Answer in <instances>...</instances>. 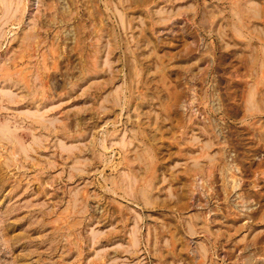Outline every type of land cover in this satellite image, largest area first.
<instances>
[{
    "label": "rangeland",
    "instance_id": "1",
    "mask_svg": "<svg viewBox=\"0 0 264 264\" xmlns=\"http://www.w3.org/2000/svg\"><path fill=\"white\" fill-rule=\"evenodd\" d=\"M0 264H264V0H0Z\"/></svg>",
    "mask_w": 264,
    "mask_h": 264
},
{
    "label": "bare ground",
    "instance_id": "2",
    "mask_svg": "<svg viewBox=\"0 0 264 264\" xmlns=\"http://www.w3.org/2000/svg\"><path fill=\"white\" fill-rule=\"evenodd\" d=\"M250 102V101H249ZM206 145H207V143H206ZM212 158V157H211Z\"/></svg>",
    "mask_w": 264,
    "mask_h": 264
}]
</instances>
